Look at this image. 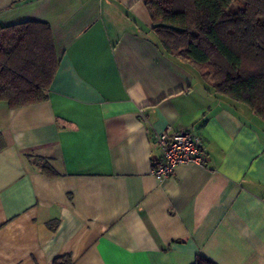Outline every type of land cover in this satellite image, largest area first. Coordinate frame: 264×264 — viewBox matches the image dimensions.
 Returning a JSON list of instances; mask_svg holds the SVG:
<instances>
[{"label":"crops","instance_id":"0c3cea01","mask_svg":"<svg viewBox=\"0 0 264 264\" xmlns=\"http://www.w3.org/2000/svg\"><path fill=\"white\" fill-rule=\"evenodd\" d=\"M25 22L59 66L45 101L0 102V264H264V120L164 53L145 0H0ZM168 128L206 165L160 183Z\"/></svg>","mask_w":264,"mask_h":264},{"label":"trees","instance_id":"16d2710c","mask_svg":"<svg viewBox=\"0 0 264 264\" xmlns=\"http://www.w3.org/2000/svg\"><path fill=\"white\" fill-rule=\"evenodd\" d=\"M164 53L191 68L213 93L264 120V0H145ZM238 8H237V7ZM59 66L49 25L0 24V102L41 103ZM42 170L56 173L43 159ZM54 264H71L66 256ZM195 264H214L199 257Z\"/></svg>","mask_w":264,"mask_h":264},{"label":"built area","instance_id":"2783aa9c","mask_svg":"<svg viewBox=\"0 0 264 264\" xmlns=\"http://www.w3.org/2000/svg\"><path fill=\"white\" fill-rule=\"evenodd\" d=\"M160 155L152 161V176L158 182L172 178L184 164L205 166L202 139L191 131H173L168 128L157 136Z\"/></svg>","mask_w":264,"mask_h":264},{"label":"rangeland","instance_id":"374dc122","mask_svg":"<svg viewBox=\"0 0 264 264\" xmlns=\"http://www.w3.org/2000/svg\"><path fill=\"white\" fill-rule=\"evenodd\" d=\"M237 7V6H236ZM238 8V7H237Z\"/></svg>","mask_w":264,"mask_h":264}]
</instances>
